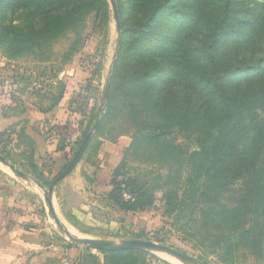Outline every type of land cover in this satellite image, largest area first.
Returning a JSON list of instances; mask_svg holds the SVG:
<instances>
[{
    "label": "trees",
    "instance_id": "16d2710c",
    "mask_svg": "<svg viewBox=\"0 0 264 264\" xmlns=\"http://www.w3.org/2000/svg\"><path fill=\"white\" fill-rule=\"evenodd\" d=\"M159 1L133 0L132 5L136 14L147 12L143 14L147 16L153 10L164 8L166 12L175 2ZM103 2L0 0V48L9 58L21 57L27 48L38 53L67 28L73 29L76 45L82 37L79 22L85 23ZM198 3L200 7L192 8L185 17L192 18L191 24L201 25L204 43L198 48L200 53L188 55L184 64L172 58L185 38L184 30L167 42L149 44L143 28L132 25L126 31L132 36L121 41L111 76L109 103L119 83V89L124 90L122 104L134 111L129 120L135 131L127 152L143 162L157 163L159 171L141 168L128 175L123 172L127 152L122 159L113 155L107 198L121 210H142L152 207L153 192L159 188L164 216L172 219L179 233L201 247L203 255L214 254L219 262L233 264L240 249H244L264 259V66L252 61L246 42L238 34L231 32L227 47L223 45L230 37L220 41L227 28L235 30L240 20L238 0ZM51 5L54 6L50 8ZM12 7L22 13L18 24L8 21ZM59 100L60 97L51 108ZM137 106L146 109L142 117ZM39 110L43 112V107ZM75 112L83 115L82 111ZM72 123L65 119L56 126V153H63L71 144ZM75 123L81 139L75 141L74 154L88 133L86 127L80 129L82 122ZM100 125L99 122L96 129ZM173 132L185 137L186 147L175 143L170 137ZM91 146L89 140L85 152ZM153 172L156 175L152 176ZM124 193L129 197L125 198ZM154 241L163 243L160 238ZM83 249L89 261L81 259L78 264H148V258L153 257L145 250Z\"/></svg>",
    "mask_w": 264,
    "mask_h": 264
},
{
    "label": "rangeland",
    "instance_id": "374dc122",
    "mask_svg": "<svg viewBox=\"0 0 264 264\" xmlns=\"http://www.w3.org/2000/svg\"><path fill=\"white\" fill-rule=\"evenodd\" d=\"M9 1L5 0V3ZM103 1L98 12L87 16L85 23L82 20L79 22L78 29L81 28L82 37L76 45H73L76 39L73 29L67 28L63 34L49 40L38 53L27 48L21 57L9 58L0 48V104L5 115L17 117L0 132V155L47 189L72 158L76 142L81 139L75 122H82L80 129L86 127L88 132L93 130L96 121L100 122V129L93 130L90 138L92 146L54 188L53 205L62 225L76 236L105 238L116 242L131 238H160L164 244L201 264H223L214 254L203 255L201 247L195 246L179 233L172 219L164 216L165 206L159 188L153 192L152 207L142 210H121L107 198L114 166L111 163L112 156L122 159L128 154L131 136L135 131L132 120H129L134 111L122 104L124 90L119 89V83L112 91L109 103L111 76L121 41L126 37L129 40L132 36L126 32L132 25L143 28L142 34L149 44L167 42L177 36L180 29L182 32L184 30L185 38L179 43L180 48L173 51L176 55L172 56L179 65L184 64L188 55L200 53L198 48L204 43L201 25L191 24L192 18L185 17L192 8L200 7L201 4L198 0H175L166 12L163 8L144 16L147 12L141 15L135 13L133 0H115L119 15L117 28L110 1ZM238 6L240 20L235 30L228 27L220 41L233 35L231 32L238 34L237 37L246 42V50L252 61L264 66V26L259 30L260 25H264V0H238ZM243 7L247 9L245 12ZM21 14L12 7L7 14L8 21L18 24ZM231 37L223 46L229 45ZM58 97L59 103L51 108ZM27 104H31L34 111L22 119L20 114L25 112ZM40 107H43V112L39 110ZM136 109L139 117L146 110L141 106ZM35 110L41 114L38 118L39 114ZM75 111H82L83 115ZM65 119L73 122L70 125L72 142L63 153H56V126L62 125ZM170 137L174 138L175 143L183 145L182 148L186 147L185 137L181 133L173 132ZM141 168L159 171L157 163L143 162L137 156L128 154L127 167L123 172L134 175L142 171ZM123 195L129 197L127 193ZM223 200L230 202L228 199ZM0 213L6 221H17L26 229L42 227L49 234L54 233L59 253L62 250L70 251V254L62 255L63 262L56 264L72 263L71 260L78 264L81 259L89 261L83 246L71 243L48 216L42 190L33 181L14 175L2 163ZM151 253L153 257L148 258V264H182L165 254ZM233 264H264V259L240 249Z\"/></svg>",
    "mask_w": 264,
    "mask_h": 264
},
{
    "label": "water",
    "instance_id": "95a60500",
    "mask_svg": "<svg viewBox=\"0 0 264 264\" xmlns=\"http://www.w3.org/2000/svg\"><path fill=\"white\" fill-rule=\"evenodd\" d=\"M109 1L112 6L116 26L117 28H119V15H118L116 2L115 0H109ZM97 124L98 122L96 121L93 125V130L96 129ZM93 130H90L85 135L72 159L69 161L67 166L59 174H57V176L52 180V182L50 183L47 189L44 188L39 181L33 179L30 175L17 168L14 164L10 163L5 158V156L0 155V163L7 166L14 175H17L26 181H33L37 185V187H39L42 190L43 201L46 206V212L48 216L54 221L58 230L62 232L71 243H74L76 245L88 246L103 251H116L122 249L145 250L153 253L165 254L179 261L182 264H201L196 259L192 258L191 256L185 253L171 246H168L164 243L156 242L151 239L131 238V239H123L121 241L116 242L114 240L105 239V238L81 237L71 234L69 229H67L62 225L53 205L54 188L61 180H63L73 170L76 164L80 161L81 157L83 156L87 148L89 140L93 134Z\"/></svg>",
    "mask_w": 264,
    "mask_h": 264
},
{
    "label": "crops",
    "instance_id": "0c3cea01",
    "mask_svg": "<svg viewBox=\"0 0 264 264\" xmlns=\"http://www.w3.org/2000/svg\"><path fill=\"white\" fill-rule=\"evenodd\" d=\"M32 111H34L33 106L27 104L25 112L20 114V118H26L27 114ZM35 113L39 114L36 118L41 115L37 110ZM15 118L17 117H13L11 114L5 115L0 104V132ZM3 218L4 216L0 213V264H56L64 261L62 255L70 254V251L65 250L59 253L56 236L52 232L49 234L45 228L26 229L17 221L10 222ZM75 256L72 258L74 259ZM71 262L68 261L65 264H74V262L76 264L75 260H71Z\"/></svg>",
    "mask_w": 264,
    "mask_h": 264
},
{
    "label": "bare ground",
    "instance_id": "6f19581e",
    "mask_svg": "<svg viewBox=\"0 0 264 264\" xmlns=\"http://www.w3.org/2000/svg\"><path fill=\"white\" fill-rule=\"evenodd\" d=\"M71 232V231H70ZM72 233V232H71Z\"/></svg>",
    "mask_w": 264,
    "mask_h": 264
}]
</instances>
